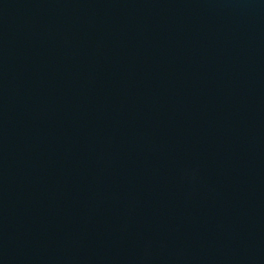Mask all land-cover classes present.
Returning <instances> with one entry per match:
<instances>
[{
    "label": "water",
    "instance_id": "water-1",
    "mask_svg": "<svg viewBox=\"0 0 264 264\" xmlns=\"http://www.w3.org/2000/svg\"><path fill=\"white\" fill-rule=\"evenodd\" d=\"M0 264H264V0H0Z\"/></svg>",
    "mask_w": 264,
    "mask_h": 264
}]
</instances>
